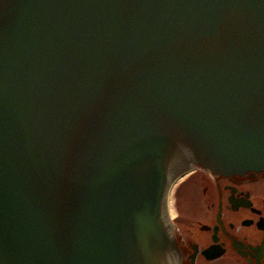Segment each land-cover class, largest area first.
<instances>
[{
	"label": "water",
	"instance_id": "obj_1",
	"mask_svg": "<svg viewBox=\"0 0 264 264\" xmlns=\"http://www.w3.org/2000/svg\"><path fill=\"white\" fill-rule=\"evenodd\" d=\"M264 171V0H0V264H179V154Z\"/></svg>",
	"mask_w": 264,
	"mask_h": 264
},
{
	"label": "flooded vegetation",
	"instance_id": "obj_2",
	"mask_svg": "<svg viewBox=\"0 0 264 264\" xmlns=\"http://www.w3.org/2000/svg\"><path fill=\"white\" fill-rule=\"evenodd\" d=\"M164 214L179 264H264V171L188 161L174 171Z\"/></svg>",
	"mask_w": 264,
	"mask_h": 264
},
{
	"label": "bare ground",
	"instance_id": "obj_3",
	"mask_svg": "<svg viewBox=\"0 0 264 264\" xmlns=\"http://www.w3.org/2000/svg\"><path fill=\"white\" fill-rule=\"evenodd\" d=\"M190 160H191V156L190 155L185 154V153L179 154L177 160L175 161V163L173 165V169H172L171 174H174V171L177 168H179L182 164H184V163H186V162H188Z\"/></svg>",
	"mask_w": 264,
	"mask_h": 264
}]
</instances>
